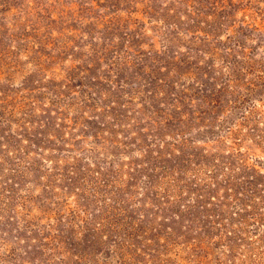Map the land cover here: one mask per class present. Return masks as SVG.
<instances>
[{
  "label": "rangeland",
  "instance_id": "1",
  "mask_svg": "<svg viewBox=\"0 0 264 264\" xmlns=\"http://www.w3.org/2000/svg\"><path fill=\"white\" fill-rule=\"evenodd\" d=\"M0 264H264V0H0Z\"/></svg>",
  "mask_w": 264,
  "mask_h": 264
}]
</instances>
